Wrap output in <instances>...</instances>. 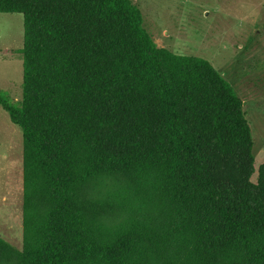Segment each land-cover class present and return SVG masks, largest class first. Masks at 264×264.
Segmentation results:
<instances>
[{
    "label": "trees",
    "instance_id": "16d2710c",
    "mask_svg": "<svg viewBox=\"0 0 264 264\" xmlns=\"http://www.w3.org/2000/svg\"><path fill=\"white\" fill-rule=\"evenodd\" d=\"M24 19L23 246L0 264H264V162L205 58L160 48L133 0H0ZM106 186L109 189H106Z\"/></svg>",
    "mask_w": 264,
    "mask_h": 264
},
{
    "label": "rangeland",
    "instance_id": "374dc122",
    "mask_svg": "<svg viewBox=\"0 0 264 264\" xmlns=\"http://www.w3.org/2000/svg\"><path fill=\"white\" fill-rule=\"evenodd\" d=\"M160 48L210 61L245 104L264 162V0H133ZM24 19L0 14V91L22 97ZM106 189V186H104ZM0 237L23 246V136L0 106Z\"/></svg>",
    "mask_w": 264,
    "mask_h": 264
},
{
    "label": "water",
    "instance_id": "95a60500",
    "mask_svg": "<svg viewBox=\"0 0 264 264\" xmlns=\"http://www.w3.org/2000/svg\"><path fill=\"white\" fill-rule=\"evenodd\" d=\"M244 106H245V104H244Z\"/></svg>",
    "mask_w": 264,
    "mask_h": 264
}]
</instances>
